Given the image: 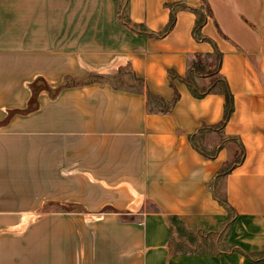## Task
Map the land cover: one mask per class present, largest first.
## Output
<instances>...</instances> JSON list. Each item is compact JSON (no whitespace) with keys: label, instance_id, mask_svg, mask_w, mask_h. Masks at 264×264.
Here are the masks:
<instances>
[{"label":"crops","instance_id":"obj_1","mask_svg":"<svg viewBox=\"0 0 264 264\" xmlns=\"http://www.w3.org/2000/svg\"><path fill=\"white\" fill-rule=\"evenodd\" d=\"M206 1L213 43L188 8L158 34L166 4L201 0H0V264H264V0ZM214 45L233 110L200 134L205 157L188 135L221 121L224 95L173 79L171 110L149 112L145 91L171 100L169 70ZM120 68L139 90L114 85ZM67 75L91 80L3 123L35 78Z\"/></svg>","mask_w":264,"mask_h":264},{"label":"trees","instance_id":"obj_2","mask_svg":"<svg viewBox=\"0 0 264 264\" xmlns=\"http://www.w3.org/2000/svg\"><path fill=\"white\" fill-rule=\"evenodd\" d=\"M166 6L170 10L169 20L163 31L158 33L159 35H164L173 28L175 24L177 9L188 8L192 10L196 15L195 24L192 29L193 36L198 40H205L213 43L208 37L201 34V28L205 24L207 17L211 14L210 6L206 0H201V4L199 5V7H188L187 5L179 2L168 3L166 4ZM213 48L214 50L210 54L195 53L193 59L189 62L187 72L184 76H179L169 70V83L174 89V95L171 100H164L162 97L155 95L150 91H145L147 97V110L149 112H169L171 110L173 103L178 98V92L173 83V79H179L187 84V86L191 89L193 95L198 98L210 92H220L224 95V112L221 121L218 124L211 126L203 124L195 132L188 135L192 145L205 157H213L215 155V149L209 152L205 148L206 146L203 145L202 137L200 138V134L202 135L207 130L223 129L233 110V94L225 78L218 72L222 55L215 45L213 46ZM122 69L123 68H120L119 72ZM36 91L37 89L35 87V84H32V96L28 101L27 107L22 110H8L7 117L4 119L3 123L17 112L25 114L33 110L34 104L36 102ZM242 158L243 147L240 146V150L235 158L223 163V165L217 172V178L224 177L236 164H238L242 160ZM214 195L217 197L219 202L226 207L228 211V222L232 221L234 214L233 208L229 205L224 195L218 193L215 189ZM245 254L248 255L247 253Z\"/></svg>","mask_w":264,"mask_h":264},{"label":"rangeland","instance_id":"obj_3","mask_svg":"<svg viewBox=\"0 0 264 264\" xmlns=\"http://www.w3.org/2000/svg\"><path fill=\"white\" fill-rule=\"evenodd\" d=\"M98 77H100V76H98ZM114 79L115 80L116 79L120 80V81L116 80V81H112V82L114 83V85H118L122 89H125V90H127V89L139 90L141 88V83L135 77H133L131 75V73L128 72V70L126 68H123L119 72V74L114 77ZM89 80H91V78L80 80L79 78H76V77H73V76L71 77L70 75H67V76H65L64 81L61 84V86L56 87L54 89L53 88L49 89L51 87L47 84V82L45 80H43L41 77L35 78L34 81L29 84V88L31 90L30 98L32 96V84H35V87L37 89L36 94H35L36 102L34 104L33 110H31V111H34V110L38 109L39 101H38V97L37 96H38V94L41 91H46L51 97H54V96H56L58 94V91L61 88L71 87V86H74V85H77V84L79 85V84L85 83L86 81H89ZM81 81H83V82H81ZM25 108H22V109H25ZM22 109H20V108H10L8 110H22ZM8 110H7V114H8ZM27 113H29V112H27ZM27 113H25V114H27ZM17 114H22V113H18L17 112ZM25 114H22V115H25Z\"/></svg>","mask_w":264,"mask_h":264}]
</instances>
